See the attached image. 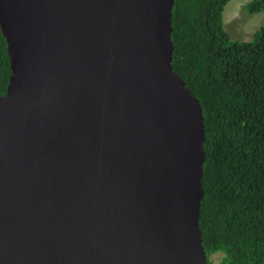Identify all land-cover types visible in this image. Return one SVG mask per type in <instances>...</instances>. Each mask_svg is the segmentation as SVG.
<instances>
[{"label": "water", "instance_id": "95a60500", "mask_svg": "<svg viewBox=\"0 0 264 264\" xmlns=\"http://www.w3.org/2000/svg\"><path fill=\"white\" fill-rule=\"evenodd\" d=\"M173 3L0 0V264H208Z\"/></svg>", "mask_w": 264, "mask_h": 264}, {"label": "trees", "instance_id": "16d2710c", "mask_svg": "<svg viewBox=\"0 0 264 264\" xmlns=\"http://www.w3.org/2000/svg\"><path fill=\"white\" fill-rule=\"evenodd\" d=\"M228 1L174 0L171 65L204 116L199 226L208 264L216 252L217 264H264V22L252 39H231ZM244 7L264 12V0ZM10 73L0 30V96Z\"/></svg>", "mask_w": 264, "mask_h": 264}, {"label": "rangeland", "instance_id": "374dc122", "mask_svg": "<svg viewBox=\"0 0 264 264\" xmlns=\"http://www.w3.org/2000/svg\"><path fill=\"white\" fill-rule=\"evenodd\" d=\"M250 0H229L222 12L223 27L231 39L247 41L264 22V12L259 11L249 14L244 5ZM222 253L216 252L210 255L212 264H217L222 258Z\"/></svg>", "mask_w": 264, "mask_h": 264}]
</instances>
